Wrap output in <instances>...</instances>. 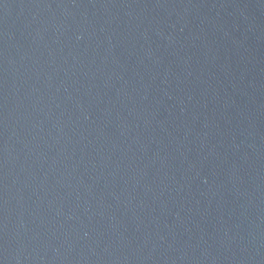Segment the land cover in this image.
I'll return each mask as SVG.
<instances>
[{
  "label": "water",
  "instance_id": "water-1",
  "mask_svg": "<svg viewBox=\"0 0 264 264\" xmlns=\"http://www.w3.org/2000/svg\"><path fill=\"white\" fill-rule=\"evenodd\" d=\"M0 264H264V0H0Z\"/></svg>",
  "mask_w": 264,
  "mask_h": 264
}]
</instances>
